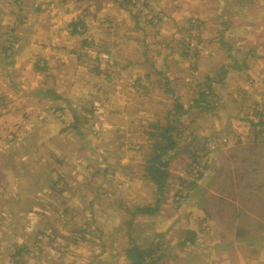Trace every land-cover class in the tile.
I'll list each match as a JSON object with an SVG mask.
<instances>
[{
  "label": "rangeland",
  "instance_id": "obj_1",
  "mask_svg": "<svg viewBox=\"0 0 264 264\" xmlns=\"http://www.w3.org/2000/svg\"><path fill=\"white\" fill-rule=\"evenodd\" d=\"M109 1L114 2L115 5L119 4L122 8H134L136 9V14L141 12V15H139L141 22L137 21V25L141 24L145 26L149 35L154 38L152 39L147 33L143 32V34H140L141 36L146 35L143 37V40H156L163 46L165 51V54H162L161 57H156L155 64L162 66L161 69H158V66H156V71L154 72L156 73V77L159 78L161 84H164L165 75L163 69L167 67L168 61L177 59L176 63L180 62L178 67L182 69L183 75H185L182 78L184 97L182 98L181 96L176 101V99L172 100L167 97L165 91L162 92L161 90L159 92L162 98H165V109L162 120L155 114H152L151 117L135 114L134 105L139 101L137 99L140 98H136V95L132 96L129 89L132 88L131 84L125 81L126 77L135 73L128 69V67L118 66V69L109 74L104 81H102V78L98 80L99 89L87 85L88 78H92L89 74L96 73L89 70H92L97 65H106L110 61V59L106 61L103 58V55H109V52L102 51V47L95 48L93 46L92 51L96 54V59H94L97 61L94 67H84L82 81L75 82L76 90L80 95H74V100L71 99V104L69 105L70 109H77V114L80 117V129L78 133L80 132V136L88 137L79 139V143H83V145L78 144V139H76L77 143L74 144L75 139L73 140V138L76 136V130H74L69 133L74 137L71 135L68 138L63 137L68 144L67 146L58 145L57 143L51 144L52 146H57L56 148L59 149L61 146L62 148H72V155H74V158H77V161H80L79 165L81 167H86V173H67L70 174V176H67L69 182L64 178L49 181L47 186L50 187V190L47 195L42 194L39 189L31 192L34 189L33 187L31 189L28 188V177L22 179L15 177V180H9L7 175L11 176L10 173H0V182L4 184L0 183V264H9V258L11 262L14 261L16 264H40L43 260L42 263L45 264H56V260L61 261V264H138L141 261H133L132 257L129 256V251H137L135 247L140 251H144L148 247L157 249V245H159L157 240L155 238L151 239L154 237V233L158 229L163 228L161 225L168 220L174 221L176 218L177 220H182L183 216L177 214L182 213V208L188 200L189 195L186 193V190L190 184L200 179H196L189 173H200L201 178L203 176L206 177L208 175L206 171L210 162L214 159L217 149L222 145L228 144L229 138L232 139L234 135L240 132L245 131L248 136L254 134L261 141H264V125H262L264 124V105L260 104V102L257 103L258 97L262 98L263 96L258 93L255 94V91L264 88L263 18L259 21L256 19L253 21V23H259L255 32L252 30V33L248 34V30L243 29L241 32L239 30V34H236L237 30H232L231 21L226 18L224 19L222 16L224 13L222 9L225 5L224 3L226 1L232 3V0H186L185 2L191 4L196 10L206 13L208 21L203 18L201 19L200 16H189L187 22L182 25L174 23V25L168 26L169 24L163 23L164 21L162 22L161 20L158 26L157 23L152 22V20H156L154 16L161 13L163 10L162 5L173 4L174 0ZM49 2L54 5L55 9H58V14H52L54 18L69 16L67 18L68 21H71V18L75 19L72 11H75L77 16L80 14L85 15V12L91 11V8L93 9L92 5L94 4V0H89L90 3L88 0H49ZM28 3L29 0H0V43L3 45L0 48V59H2L0 61V109L3 111L15 109L16 113L11 114H20L23 117L25 114L18 112L24 111V108H28V97H23V100L24 98L27 100V104L23 101L26 105L22 106L23 104L20 99L22 96L19 93L12 96L14 99L12 101L15 104H12L11 100L8 99V95L5 94L10 91L11 94H14L15 84L24 86L27 89L28 83L34 85L38 82V78L34 74L30 82L24 80H16L17 82H14L12 78L13 74L8 69V66L5 65V62H3V56L9 55V51L4 53V47L7 48L8 44L14 42L15 44L22 45L28 42L30 37L27 34L19 33V31L17 35H11L5 32L7 30L4 28L12 25L13 28L11 29H16L14 27H17L18 24L26 26L29 24L35 27L41 22L39 19L35 20V17L30 18L28 21ZM260 3L264 6V2L261 1ZM35 8L38 7L34 5L33 9ZM144 11H147L148 14L151 13V15L149 14L145 18ZM181 11H177L176 14ZM187 12L189 11L187 10ZM91 15H94V11H92ZM95 15L98 14L96 13ZM171 17L176 20L180 19L178 16L175 18L171 15ZM82 20H84V16ZM225 20H228L226 22L229 25ZM80 21V19L77 20V22ZM77 22L70 25L72 30L76 29L75 24ZM55 23L53 21L52 25L54 26ZM87 23V20H85L77 27L78 33L83 34L82 36L85 39L92 35L87 33L91 30ZM68 25L66 21L65 26L67 27ZM60 26L61 24L59 23ZM91 27L94 28L92 25ZM240 43L244 44L240 45ZM144 47L150 50L149 45ZM180 49L182 53L181 58L178 55ZM130 53L132 54L133 52ZM207 53H213L214 57L208 59L206 57ZM202 54L205 57H202ZM150 55L146 56V58L149 56L153 58L155 53ZM247 55H249L250 61H247L248 67L246 69H241L242 71L232 69L235 65L240 67L241 65L239 64H241ZM170 56L171 58H169ZM223 63L231 68H227L226 72L228 74L219 75V78L232 79L235 76L237 79L231 83H227V81L224 82V78L218 83H210L208 85V81L206 80L208 70L216 68L218 70V67ZM182 64L185 68L179 66ZM20 68L25 69L24 67ZM186 68L190 70L191 74L188 75ZM208 73L210 75L216 74L212 71ZM97 77L100 78L99 75ZM100 89L101 91H99ZM24 92L28 95V90H23L20 93L24 94ZM130 98L132 101L129 102L130 104H126ZM185 102L189 103V109L193 111V114H185L184 104H182ZM91 104L95 110L91 108ZM34 106L37 109L40 107V105L36 104ZM172 107L182 108V111H178L173 116V120L177 121L178 124L176 125L177 129L172 131L171 140L177 146L175 149H171L172 151L163 158L166 162L167 158L171 157L176 151L179 155L171 159L168 167L169 177H167L163 191L159 195L158 186L154 180L150 179L148 173L152 165L150 163L152 155H158L159 153V148L154 147V145L158 142L163 143V140L157 137L160 132L158 127L163 128L167 126V110ZM56 109L52 111L53 115L51 113L49 118L57 121V117L61 118L62 115L57 116V114H60V111ZM99 110L106 111V115L110 114L115 117L117 115L119 119L125 116V112H129L139 121L136 129L133 128L134 131L138 130L137 126L139 125V131H143L146 134L145 138L143 140L137 139V142L133 139L129 141L123 137V130L121 128H116L120 130L111 131L103 129L99 125L100 122L103 124V118L95 114ZM5 112L8 113L7 111ZM88 113H91L92 117H89ZM83 114H86L90 118L89 124H86ZM26 115V123H28V115H34V113ZM21 120L25 122V118H21ZM233 121L234 126L232 127ZM5 124L7 126L4 134H8L9 140H13L16 138L15 134H18L17 126L14 129H10L13 126H9L8 123ZM25 125L19 128L21 129ZM107 130L109 131L105 132ZM46 133V143L54 141L56 139V126L52 132ZM149 133L151 135H148ZM2 140L4 139L2 138ZM85 140L89 143L88 146H86ZM124 141L126 142L121 147L123 150H121L119 145ZM138 141H141L142 144H139L140 142ZM24 143L23 140L15 143V145H19L16 148L19 152L24 150ZM41 147H38V151ZM30 148L28 147L29 152ZM43 148L45 149V145ZM64 150L68 151L67 149ZM53 153L56 156V153ZM2 155L0 161L2 164H6L7 154L4 153ZM124 160H126L125 166L121 164ZM90 161L95 162L92 164ZM47 165L50 167L60 166L58 163H54L53 160ZM127 166L132 167L130 171L126 170ZM192 167L195 168L193 169ZM29 171L32 173L34 168H29L28 173ZM104 171L107 173L103 174ZM102 177L106 179L105 182ZM223 179L221 177V180L215 181V184L224 182ZM142 187L145 188L147 196L143 199L133 200L136 190ZM42 201L55 211V217L58 222L53 221L52 227L51 224H44L41 221L40 224L43 230L37 228L35 235L31 232V223H35L34 228L40 226L38 221L41 219H39L40 214L38 209H40ZM156 203L159 205L157 213L162 209L164 211L161 212L163 215H153L155 223L151 225L148 229L149 231L147 229L143 231L140 225L144 226L147 218L142 217L139 219L140 215L137 216L134 213L147 206L151 207L155 205L154 207H156ZM164 204L166 206L163 209ZM113 206L115 208L118 207L117 209L120 210L122 218L129 219V225L126 226L129 230L128 232H125L124 228L122 231L118 230L120 226L116 225V223H118L117 218H120L119 215L110 219L109 212ZM100 216L105 219L106 225H99L98 219ZM56 223L57 225H55ZM134 223L136 226L133 225ZM134 229H139V236L142 237L138 239V242H135L137 243L136 245L130 243L133 241L128 240V237L132 238V231ZM244 229L246 231V228ZM106 231H110V234H112L111 240H115L111 241L115 242L111 257L107 262L93 263V258H91L92 253L101 251L111 244V242L108 243L110 239L107 238V241L105 239L104 234ZM31 233L34 235L32 236ZM13 235L17 236L19 241H22L20 243L14 242L13 239L15 237H12ZM159 241L164 243L162 238ZM28 244L31 246L30 248ZM160 250L158 249V254H161ZM14 251L19 253L17 259L15 255L12 257L13 253H15ZM163 251L166 252L167 248H163ZM156 255L157 251L149 259L142 260L141 264H149L150 261H154L157 258ZM43 257H49V259L45 260Z\"/></svg>",
  "mask_w": 264,
  "mask_h": 264
},
{
  "label": "crops",
  "instance_id": "obj_2",
  "mask_svg": "<svg viewBox=\"0 0 264 264\" xmlns=\"http://www.w3.org/2000/svg\"><path fill=\"white\" fill-rule=\"evenodd\" d=\"M185 1L186 0H174L173 4L162 5L163 10L160 14L154 16L156 20H152V22L157 23L158 26L161 20L162 22L164 21L163 23L169 24L168 26L174 25V23L182 25L187 22L189 16H200L201 19L203 18L208 21L206 19V13L196 10L191 4ZM261 1L264 2V0H232V3L226 1L224 3L225 5L222 7L224 10L222 16L224 19L226 18L231 21L232 30H237L236 34H239L243 29L248 30V34H250L252 30L255 32L258 28L257 25H259V23H253V21L255 19L258 21L262 18L264 19V6L260 3ZM34 5L38 8L33 9ZM92 7L93 9L91 8V11L85 12V15L80 14L77 16V13L72 11L75 19L71 18V21H68L67 18L69 16L54 18V15L58 14V9H55L54 5H52L49 0H29L28 21L30 18L35 17V20L39 19L41 22L35 27L29 24L28 26L18 24L17 27H14L16 29H11L13 28L12 25L6 27L8 29L4 28L7 30L5 32L11 35H17L19 31V33L27 34L30 37L28 42L22 45L11 42V44H8L7 48L4 47V53L9 51V55L2 54L5 56H3V62H5V65L8 66V69L13 74L12 78L14 82L21 80L30 82L34 74L35 77L37 76L38 82L34 85L28 83L27 89H25L24 86L15 84L14 94H11V91L5 94L8 95V99L11 100L10 102L15 104L14 101H12L14 100L12 96L19 93L22 96V98H20L23 104L22 106L27 104V100L25 98L23 100V97H28V108H24V111L18 112L25 114L24 117L20 114H11L16 113L15 109L5 110L8 113L0 109V157H2L4 153L7 154L6 164H2L0 161V173H10L11 176L7 175L9 180H15V177H19L18 179L28 177V188L31 189L33 187L34 189L31 192L39 189L42 194L44 193L47 195L50 190V187L47 186L49 181L61 180L64 178L69 182L67 176H70V174L67 173H86V167H81L79 165L80 161H77V158H74V155H72V148H62V146L68 145L65 142V138L70 137V135L73 136L69 133L74 130H76L75 138H73L74 136L72 137L73 140L75 139L74 144L78 142V144L83 145V143H79V139L88 137L80 136V132L78 133L80 129V117L77 114V109H70L69 105L71 104V99L74 100V95H80L76 90L75 82L82 81L84 67H94L97 61L95 60L96 54L92 51L93 46L95 48L102 47V51H107L106 53L109 52L110 61L106 64L107 66L97 65L92 70H89L95 71L96 73L89 74L92 78H88L89 81L87 85L99 89L98 80L102 78V81H104L109 74H112L116 71L115 69H118V66L128 67V69L135 73L126 77L125 81L131 84L132 88L129 89L132 96L136 95V98H140L137 99L139 101L134 105L135 114H140V116L146 115L148 117L155 114L162 120L163 111L165 109V98H162L159 92L161 90L162 92L165 91L167 97L172 100L176 99V101L179 97H184L182 91L184 89V83L182 78L185 75H183L182 69L178 67L180 62L178 61L179 63H176L177 59L168 61L167 67L163 69L165 75L164 84H161L159 78L156 77V73H154L156 71V66H158V69L162 67L160 64H155L156 57H161L162 54H165V51L158 41L143 40V37L146 35L141 36L140 34L144 32L149 35V33L145 26L141 24L137 25V21L141 20L139 17L141 12L136 14V9L122 8L119 4L115 5L114 2L109 0H94ZM148 8H150V6H148ZM183 10H185L184 13ZM187 10L189 12H187ZM92 11H94L93 16L91 15ZM177 11L181 12L176 14ZM95 12L98 15H95ZM171 15L175 18L178 16L180 19H172ZM83 16L84 20H82ZM79 19L81 21L77 22ZM85 20H87V24L91 29L87 33L90 35L92 34L86 39L82 36L83 34L77 31L78 25H81ZM53 21L56 22L54 26L52 25ZM66 21L69 24L67 27L65 26ZM74 21L77 22L75 24L76 29L72 30L70 25L75 23ZM226 21L228 20H225V22ZM59 23L61 24L60 27ZM91 25L94 26V28H92ZM223 25H225V23H223ZM151 38L154 39L153 37ZM243 44L244 43H240V45ZM146 45H149L150 50L147 48L145 49L144 46ZM1 46L3 45L0 43V48ZM236 49H238V47H236ZM173 51H175V49H173ZM130 52L133 53L131 54ZM178 52H180L178 55H180L181 58V49ZM153 53H155L154 57L150 58V54ZM148 55L150 56L146 58ZM202 57L205 56L202 54ZM206 57L212 59L214 54L207 53ZM169 58H171V56ZM0 61H2V59H0ZM247 61H250L249 55L239 64L242 69L248 67ZM179 66L185 68L183 64ZM20 67H24L25 69H21ZM227 68L231 67L223 63L218 67V70L217 68L209 69L208 72H218L215 75H210V73L207 72L208 75L206 74V80H212L210 83L222 81L225 77L219 78V75L228 74L226 72ZM232 69L239 70L240 68L238 65H235ZM186 71H188V75L191 74L188 68H186ZM97 75H99L100 78H98ZM236 79L237 78L233 76L232 79L225 78L224 82L227 81V83H231ZM23 90H28V95H26L25 92L21 94L20 92ZM99 91H101V89ZM257 93L263 96L262 98L258 97L257 103L260 102V104L264 105V88L255 91V94ZM68 96H70V98H68ZM130 101H132L131 98L126 104H130ZM34 104L40 105V107L37 109ZM182 104H184L185 114H193V111L189 109V103L185 102ZM93 105L91 104L92 109H94ZM177 108H170L167 110L168 114H176L178 112ZM54 109L60 111V114H57V116L62 115L61 118L57 117V121L49 118ZM31 113H34V115H28V123H26V114ZM91 113H93V111H91ZM91 113H88L90 115H88L89 117H92ZM95 114L103 118V124L100 122V127L109 129L110 131L120 130L116 128H121V130H123L122 135L126 140L132 141L133 139L137 142V139L143 140L146 136L143 131H139V125L137 126L138 130L134 131L133 128L136 129V125L139 121L129 112H125V116L123 118L120 117V119L117 118V115L116 117L110 114L106 115V111L103 110H99ZM83 115L86 124H89L90 118H88L86 114ZM21 118H25V122L22 121ZM76 119L78 121H76ZM5 123H8L9 126H13L10 127V129H14V127L17 126L16 129L18 134H15L16 138L13 140H9L7 137L8 134H4V130L7 126ZM24 125L25 127L19 128ZM55 126L56 139L46 143V132H52ZM233 126L234 121L232 123V127ZM25 129L27 130L24 131ZM244 132L234 135L235 137L233 136L232 139L227 136L229 138V143L220 146L215 152L214 159L210 162L206 171L208 175L196 180L197 182H193V184L187 188L186 193L189 195L188 200L182 208V213L177 214L183 216L182 220H177V218L174 219V221L168 220L161 225L163 228L158 229L157 232L154 233V237L151 238L157 240L159 244L157 245V249L148 247L144 250L141 248L144 251L153 249L154 254L157 251L156 259H158L159 262H157L159 264H264V141H261L254 134L248 136V134ZM148 135L151 134L149 133ZM225 135L227 134L225 133ZM2 138L4 140H2ZM76 139H78L77 142ZM20 140L25 142L23 144L25 148L22 152L16 149L19 145H15V143L20 142ZM85 142L87 144L86 146H88L89 143H87L86 140ZM125 142L126 141L120 143V148ZM138 142L142 144L141 141ZM54 143L62 145L61 148L59 149L56 148L57 146H52ZM44 145L45 149L43 148ZM28 147H31L30 152L28 151ZM38 147H41L39 151ZM64 149L68 151L66 152ZM121 150H123V148H121ZM53 152L56 153V156L53 155ZM51 160H53L54 163H58L60 166L56 167V165L50 167L47 165ZM94 162L95 161H90L92 164H94ZM125 163L126 160L122 161L121 164L124 165ZM28 167L34 168V171L32 173L29 171L28 173ZM131 168L127 166L126 170L130 171ZM104 173L107 172L104 171L103 174ZM221 177L224 178V182L222 181L221 183L215 184V181H220ZM102 178L104 179V177ZM105 180L106 179H104V182ZM0 183L4 185L2 182ZM145 196H147L146 190L142 187L136 190L133 200H138L139 198L143 199ZM154 206L155 205H152L151 208H154ZM165 206L166 204H164L163 209ZM39 208V219H41L38 221L39 224L41 221H43L44 224L48 223V225H52L53 221L58 222L55 217V211L50 209L48 204L42 201ZM117 208L118 207L115 208V206L110 208L109 217L111 219L119 215L120 218H117L118 223H116V225L120 226L118 230L122 231L124 228L125 232H128L129 230L126 226L129 225V219L122 218L121 212ZM161 212L164 211L161 209V211L156 214L162 216L163 213ZM134 215H140L138 217L139 219L142 217L147 218L145 221L146 224L144 223V226L140 225L143 231H146V229L149 231L148 229L155 223L153 215H143L137 212L134 213ZM98 222L99 225H106L105 219L102 216L99 217ZM136 224L134 223L133 225L136 226ZM55 225H57V223ZM34 226L35 223H31V232L35 235L37 228L43 230L41 224L36 228H34ZM244 228H246V231ZM138 230L134 229V231H132V238L128 237V240L133 241L130 243L135 245L137 244L135 242H138V239L142 238L139 236ZM34 234H32V236ZM116 234L119 235L118 232H116ZM104 235L106 241L107 238L110 239L108 243L115 241L111 240L112 234H110V231H106ZM12 237H15V239H13L14 242L20 243L22 241H19L18 237L15 235ZM161 238L164 243L159 241ZM114 243L115 242H111L105 249L92 253L91 258H93V263H99L101 261L107 262L111 257V252L115 246ZM12 246L14 245L12 244ZM28 246L29 248L31 247L29 244ZM163 248H167V251H163ZM158 249H161V254H158ZM14 252L12 257L15 255L17 259L19 253L16 251ZM43 259L46 260L49 259V257H43ZM43 261H41L40 264H45L42 263ZM12 262L9 258V264H16L14 261ZM61 263V261L56 260V264Z\"/></svg>",
  "mask_w": 264,
  "mask_h": 264
},
{
  "label": "trees",
  "instance_id": "obj_3",
  "mask_svg": "<svg viewBox=\"0 0 264 264\" xmlns=\"http://www.w3.org/2000/svg\"><path fill=\"white\" fill-rule=\"evenodd\" d=\"M245 67V65H244ZM241 70L242 67H239ZM210 82H212V80L208 81V85H210ZM178 111H182L181 107L177 108ZM185 112V111H184ZM175 114L170 113L168 114V123L166 127L160 128L158 127V129L160 130V132L158 133L159 135H157V137L159 139L163 140L162 142H158L154 145V147L159 148V153L158 155H152V159L150 161V163L152 164L151 167L149 168V173L148 175L150 176L151 180H154L158 186L159 189V195L162 193L163 191V187H164V183L167 180L169 171H168V167L170 164L171 159H173L174 157H176V155H179L178 152L176 151L175 153H173V155L169 158H167L166 162L164 161L165 159L163 157L167 156V154L172 151L171 149H175V147L177 146L176 143H174V141L171 140V135H172V131L176 130L177 127L176 125L178 124L177 121L173 120V116ZM76 121H78L76 119ZM166 142V143H164ZM180 153V152H179ZM192 185V184H190ZM189 185V186H190ZM189 188V187H188ZM158 200H160L158 198ZM159 203V202H158ZM159 205L156 203V207L151 208V207H144L142 209H140L139 211H137V213L139 214H143V215H154L157 213L159 207ZM135 249H137V251H129V256L132 257L133 261H141L144 259H149L151 255H154V250H148V251H140L138 250L137 247H135ZM158 259H155L154 261H150L149 264H157ZM138 263V264H141Z\"/></svg>",
  "mask_w": 264,
  "mask_h": 264
},
{
  "label": "built area",
  "instance_id": "obj_4",
  "mask_svg": "<svg viewBox=\"0 0 264 264\" xmlns=\"http://www.w3.org/2000/svg\"><path fill=\"white\" fill-rule=\"evenodd\" d=\"M150 15H151V13H149ZM148 14V12L147 11H144V17L145 18H147V16L149 15ZM103 58L104 59H106V60H108L109 59V55H103ZM208 151H209V149H208ZM205 167V166H204ZM193 169L195 168V167H192ZM189 174H191L192 176H194L196 179H199V178H201V176H200V173H189Z\"/></svg>",
  "mask_w": 264,
  "mask_h": 264
}]
</instances>
